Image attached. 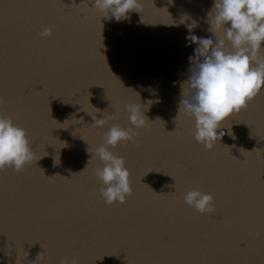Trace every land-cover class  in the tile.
Returning a JSON list of instances; mask_svg holds the SVG:
<instances>
[{
    "label": "water",
    "instance_id": "1",
    "mask_svg": "<svg viewBox=\"0 0 264 264\" xmlns=\"http://www.w3.org/2000/svg\"><path fill=\"white\" fill-rule=\"evenodd\" d=\"M0 264H264V0H0Z\"/></svg>",
    "mask_w": 264,
    "mask_h": 264
}]
</instances>
